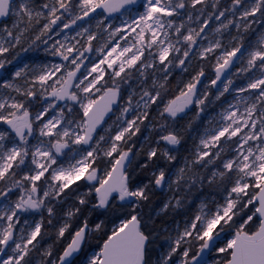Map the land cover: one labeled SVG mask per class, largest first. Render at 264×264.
<instances>
[{"label": "snow or ice", "instance_id": "1", "mask_svg": "<svg viewBox=\"0 0 264 264\" xmlns=\"http://www.w3.org/2000/svg\"><path fill=\"white\" fill-rule=\"evenodd\" d=\"M0 73V264H264V0H0Z\"/></svg>", "mask_w": 264, "mask_h": 264}, {"label": "rangeland", "instance_id": "2", "mask_svg": "<svg viewBox=\"0 0 264 264\" xmlns=\"http://www.w3.org/2000/svg\"><path fill=\"white\" fill-rule=\"evenodd\" d=\"M21 59H23L25 62L35 63H49L58 60V58H54L45 54L42 49L36 52L24 53L22 54Z\"/></svg>", "mask_w": 264, "mask_h": 264}, {"label": "water", "instance_id": "3", "mask_svg": "<svg viewBox=\"0 0 264 264\" xmlns=\"http://www.w3.org/2000/svg\"><path fill=\"white\" fill-rule=\"evenodd\" d=\"M3 73H0V75H2Z\"/></svg>", "mask_w": 264, "mask_h": 264}, {"label": "trees", "instance_id": "4", "mask_svg": "<svg viewBox=\"0 0 264 264\" xmlns=\"http://www.w3.org/2000/svg\"><path fill=\"white\" fill-rule=\"evenodd\" d=\"M191 115V114H190ZM49 242H51V241H49Z\"/></svg>", "mask_w": 264, "mask_h": 264}]
</instances>
